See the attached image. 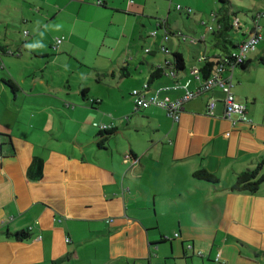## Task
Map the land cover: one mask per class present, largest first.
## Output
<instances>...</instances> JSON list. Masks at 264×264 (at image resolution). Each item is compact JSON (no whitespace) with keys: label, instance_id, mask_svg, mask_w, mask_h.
<instances>
[{"label":"crops","instance_id":"1","mask_svg":"<svg viewBox=\"0 0 264 264\" xmlns=\"http://www.w3.org/2000/svg\"><path fill=\"white\" fill-rule=\"evenodd\" d=\"M38 3L58 16L41 36L38 20L20 41L0 20V264H264V181L254 194L230 190L264 158V73H243L249 65L232 73L249 122L224 116L218 87L187 100L178 121L158 106L135 110L130 95L144 84L159 98L194 89L199 57L235 50L264 0ZM217 14L231 25L218 31ZM183 16L192 36L176 31ZM257 22L263 39L249 64L264 49V16ZM164 30L169 53L159 49ZM173 52L182 69L173 70ZM158 66L164 73L150 80ZM101 124L114 128L106 139ZM201 168L219 181L195 178ZM20 230L29 237L16 238Z\"/></svg>","mask_w":264,"mask_h":264},{"label":"built area","instance_id":"2","mask_svg":"<svg viewBox=\"0 0 264 264\" xmlns=\"http://www.w3.org/2000/svg\"><path fill=\"white\" fill-rule=\"evenodd\" d=\"M177 8H181V5H177ZM190 11V9H187ZM160 26L162 24H159ZM164 25V24H163ZM162 25V26H163ZM218 27V25L216 24ZM212 24L207 26V30H215V27ZM27 31L25 32V35ZM151 36L156 35V30L150 31ZM181 35V34H180ZM182 39H185V36L181 35ZM262 36L259 33H252L246 40H243L237 48L233 51L221 54L217 58V63L213 66L210 74L206 78H202L201 82L192 90L186 89L184 93L175 99L170 98H159L156 90H151L148 84H144L141 89H133L130 93L131 99L133 102V107L135 110H140L147 108L149 106H158L165 110L166 114L173 120L178 121L181 112L184 109V103L194 98L198 95L203 94L206 91L211 90L214 87H218L223 92V108L224 116L232 123L235 124L238 121H247L250 119L246 116L245 110L246 107L243 103H240L235 100L234 94L232 92L233 80L232 73L233 70L238 67L240 64L244 63L247 57V54L254 50L256 45L261 40ZM163 41L168 39V32L164 30ZM195 41L194 38L190 39ZM62 41V37H57L54 39L53 49H57L59 44ZM159 49L163 53H169V48L163 43L159 46ZM150 49L145 48V52H148ZM204 57L200 56L199 60H202ZM168 64V63H166ZM1 67V65H0ZM193 73L200 74L199 68H194ZM173 73V72H171ZM215 106V99L211 98L207 103V113H212V110ZM109 126L101 124L99 125L100 129H107ZM227 135L229 133H226ZM1 146L2 139L0 135V156H1ZM124 161L127 162L130 166L135 163V158H133L129 153L124 154ZM66 241H69L67 238Z\"/></svg>","mask_w":264,"mask_h":264},{"label":"trees","instance_id":"3","mask_svg":"<svg viewBox=\"0 0 264 264\" xmlns=\"http://www.w3.org/2000/svg\"><path fill=\"white\" fill-rule=\"evenodd\" d=\"M226 12H228L227 9H226ZM261 16H264V11H258L255 14L254 19H253L255 27H253L252 31L243 40H246L252 33H259L262 36L261 40L263 39V35H262L261 31L258 30L260 28V26L258 25V22H257V19L260 18ZM226 22L231 25L232 20L229 21L227 19V17H225V14H222L221 17H219L217 14L216 23L218 25V28H217L218 31L220 28H222L225 25ZM234 24H236V27H238V25H239V24L237 25V21L234 22L233 25ZM217 30H213V32H215ZM261 40L259 41V43L261 42ZM258 44L256 45L255 49L257 48ZM254 50H252V51H254ZM202 56L204 58L202 59L203 63L201 65V67L199 68V72H200L202 78H206L210 74L213 66L217 63V59L216 60H210V59L208 60V58L206 56H204V55H202ZM172 57H173V59H172L171 64L173 65L172 66L173 70L175 71V70L182 69L184 66V60H183L181 53L180 52H173ZM257 61H258V63L264 65V49H263L262 53L257 57ZM248 65H249V60H245V62L240 64L238 67L246 68ZM2 66L3 65L1 64V67ZM163 73H164V67L158 66L150 73L149 78H150V80H153V79L161 76ZM3 81L7 84V86L10 88V90L12 92H15L17 90L18 87H17L16 83L11 78L3 79ZM245 113H246V116L248 117L246 110H245ZM250 121H251V119H250ZM100 132L102 134H104V139H106V138H108V136H110L114 132V128L110 127L107 129H103ZM102 144H103V139L99 142L100 146ZM40 164H41V161L39 162V165ZM38 168L40 169V166ZM39 169L37 170L38 176L40 175ZM193 176L195 178L203 179V180H206V181H209L212 183H217L219 181L218 177L215 174L205 170L204 168L195 170L193 172ZM263 181H264V158L260 159L253 167L246 168V169L242 170L241 172L237 173L235 178H234L233 183L230 186V190L233 192H238V193L254 194L259 190V187ZM28 237H29V232L27 230H20V231L16 232V238H18V239H26Z\"/></svg>","mask_w":264,"mask_h":264},{"label":"rangeland","instance_id":"4","mask_svg":"<svg viewBox=\"0 0 264 264\" xmlns=\"http://www.w3.org/2000/svg\"><path fill=\"white\" fill-rule=\"evenodd\" d=\"M39 0H31L27 3L24 4V6H20L19 4H21V2H19V0H0V20H3L4 23L8 24V33H14L16 32V38L18 39V41H20V39L23 38L24 39L27 38V36H25V32L26 29L29 30L31 32L30 29H28L26 27V25L35 22V20H38V26L41 23L44 24V26L42 27L41 31H40V36L42 34V32L45 30L44 27L46 26L47 29H50L51 27H53L57 22H58V16L53 17V18H49L48 16H45V10H54V8L52 6H43L40 7V3H38ZM22 18L25 19L26 21H22ZM172 23H175V21H173V19H170ZM190 19L188 18V16H186L184 18H181L180 20L177 21L176 25L177 29L176 31H181L182 33H184L185 35L188 36H192L190 35ZM46 24V25H45ZM152 30H156V32L158 31V29H151ZM149 31V32H150ZM160 33V31H159ZM32 34V32H31ZM162 36V34H161ZM55 38V37H54ZM174 38V37H172ZM165 46H169L170 48H173L172 45L170 43H168L167 41L164 40L163 43ZM180 45V43L178 44ZM190 43L187 41H182L181 45L183 48L187 50L188 47H190ZM261 46H264L263 44ZM170 56H172V54H170ZM252 61L249 64L248 69L242 71L243 73H264V65L261 64H257L255 58L251 59ZM238 70V69H237Z\"/></svg>","mask_w":264,"mask_h":264},{"label":"clouds","instance_id":"5","mask_svg":"<svg viewBox=\"0 0 264 264\" xmlns=\"http://www.w3.org/2000/svg\"><path fill=\"white\" fill-rule=\"evenodd\" d=\"M108 128H110V127H108ZM102 130V129H101Z\"/></svg>","mask_w":264,"mask_h":264}]
</instances>
